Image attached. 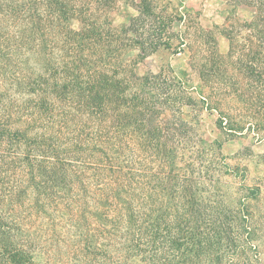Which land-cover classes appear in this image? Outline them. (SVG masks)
Returning a JSON list of instances; mask_svg holds the SVG:
<instances>
[{"label":"trees","instance_id":"16d2710c","mask_svg":"<svg viewBox=\"0 0 264 264\" xmlns=\"http://www.w3.org/2000/svg\"><path fill=\"white\" fill-rule=\"evenodd\" d=\"M154 1L126 0L139 15L117 29V0H0V264H263L249 196L237 208L221 192L223 143L180 113L242 134L238 96L263 121L264 0H223L229 51L208 36L195 87L186 70L137 71L172 45Z\"/></svg>","mask_w":264,"mask_h":264},{"label":"rangeland","instance_id":"374dc122","mask_svg":"<svg viewBox=\"0 0 264 264\" xmlns=\"http://www.w3.org/2000/svg\"><path fill=\"white\" fill-rule=\"evenodd\" d=\"M117 1V7L106 15L113 27L119 29L127 26L129 18L136 17L139 13L133 5L125 4L126 0ZM154 4L158 7V11L169 12L174 17L172 28H170V34L173 35L172 45L169 49L161 48L154 55L147 57L144 63L138 66L137 71L140 75H144L149 70L154 73L165 70L171 75L170 69L176 74L186 70L189 76L185 81L195 87L198 77L191 71L193 68L190 65L191 57L196 55L199 58L202 55L208 36H213L215 49L221 55L228 53L229 40L224 35V28L227 18L234 9L223 0H155ZM238 13L243 19L252 16L250 10L243 8ZM177 14H182L183 19ZM74 24V28L78 29L80 24L77 21ZM125 53V59L130 62L141 56L142 51L140 45L137 44ZM52 61L49 58L48 64ZM239 99L237 96L228 100L230 103L227 109L230 107L231 112L236 116L234 121L244 128L242 134L234 135L227 132L221 134L216 125V120L220 117L219 112L210 113L200 106H187L182 109L180 115L189 122L190 131H195L210 141L219 139L223 143V154L227 157V163L232 172L229 176L223 177L221 192L224 194V201H227L226 205L239 208V199L246 195L249 196L246 203L249 205V211L253 212V223L258 230L256 235L258 237L255 240L262 248L264 264V119L263 121L251 119L249 113L237 105L236 102ZM223 110L226 111L225 106ZM228 113L231 115L230 112ZM170 116V112H165L164 118ZM260 123L262 130L258 125ZM253 190L255 194H252Z\"/></svg>","mask_w":264,"mask_h":264}]
</instances>
